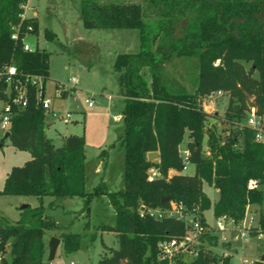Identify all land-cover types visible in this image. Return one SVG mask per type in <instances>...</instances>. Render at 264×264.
I'll use <instances>...</instances> for the list:
<instances>
[{"label":"trees","instance_id":"trees-1","mask_svg":"<svg viewBox=\"0 0 264 264\" xmlns=\"http://www.w3.org/2000/svg\"><path fill=\"white\" fill-rule=\"evenodd\" d=\"M26 2L0 0V67L12 64L22 73L46 79L49 54L37 47L24 50L10 39L17 24L19 35L27 27L37 34L35 16L20 18ZM79 18L85 29L137 31L139 50L118 53L112 64L123 97L118 140L123 146L124 188L110 191L100 181L85 190L84 137L69 134L54 146L45 134L46 114L31 89L24 107L12 106L8 131L10 144L28 151L30 158L10 168L1 193L54 200L79 197L87 210L93 199L106 196L115 223L98 229L114 232L117 248L103 254L97 264H168L158 258L157 242L179 238L192 226L174 217L140 216L141 206L166 208L181 201L184 211L194 214L205 229L202 236L208 228L204 211L211 208L214 218L239 222L247 205L262 201L257 185L264 183V143L256 141L254 130L241 121L250 108L264 112V0H79ZM44 36L56 38L48 29ZM174 56L196 60L190 90L164 68ZM243 62L249 63L246 72ZM216 91L228 96L223 117L201 107L202 100ZM209 118L224 127L217 128ZM185 133L187 162L194 166L191 175L181 173L179 145ZM152 151L158 156L149 161L146 154ZM150 169L157 174L148 180ZM170 170L176 173L169 174ZM251 181L256 187H249ZM204 182L218 190L214 203L202 189ZM165 197L168 200L163 201ZM65 228L45 213L42 203L26 205L13 223L0 217V251L6 254L2 264H43L46 231L59 230L63 250H77L80 234ZM247 229L264 235V215ZM218 260L228 264L229 256L203 251L189 264ZM253 264H264V247Z\"/></svg>","mask_w":264,"mask_h":264},{"label":"rangeland","instance_id":"rangeland-1","mask_svg":"<svg viewBox=\"0 0 264 264\" xmlns=\"http://www.w3.org/2000/svg\"><path fill=\"white\" fill-rule=\"evenodd\" d=\"M33 12L37 19L38 31L28 37L27 42L33 48L43 49L49 54L44 95L50 98L51 102L46 114L49 119L46 120L45 134L55 146L61 144L63 135L76 134L84 137L86 191L92 190L100 181H104L110 191L123 190V146L118 140L123 126L120 116L123 97L117 83V72L113 70L112 64L118 53L139 50L137 31L85 29L79 18V0H27L25 15L31 16ZM45 29L54 32L56 38H46ZM195 63V58L174 56L164 62V68L190 90L192 67ZM248 67V62L242 63L244 72ZM252 76H256V73L253 72ZM71 78L76 81L71 82ZM62 83L68 85L64 96L60 95L56 88ZM86 100H90L92 104L88 106ZM227 102L226 94L213 93L202 100L201 107L211 115L223 117ZM65 113L69 114L66 122L56 117ZM209 121L214 122L219 129L224 127L221 122L212 118H209ZM5 132L0 130V217L13 223L26 205L36 207L41 201L36 196L1 193L10 168L22 165L30 158L28 151L15 149L8 138H4ZM186 142L185 133L179 145L181 155ZM202 146L206 150L205 141ZM103 149L104 153L100 154ZM181 172L191 175L194 173V166L187 162L186 168ZM156 174L155 169L149 170V175ZM257 187L262 192V201L246 208L242 221L225 220L223 231L207 228L202 236L189 245L187 251L169 258L168 264H189L199 252L209 250L220 257L229 256L228 264H253L259 260L264 247V235L252 234L247 229L256 225L259 216L264 215V183ZM202 189L212 203L217 200V189L205 182ZM51 199L54 198L42 197L45 213L65 225V231L80 234L77 250L66 252L61 242L57 245L51 259L53 263L63 264L73 259L82 264H97L103 254H109L112 249L117 248L115 233L98 229L103 223H115V213L106 196L93 199L89 203V210L84 207L79 197L57 198L53 201V206L49 205ZM205 216L210 225L215 224L211 208L205 211ZM191 217L192 213H189L185 220L188 221ZM59 232L52 230L44 233L43 260L48 257L49 239L52 236L58 237ZM240 232L246 233L239 237ZM216 263L220 264L221 260Z\"/></svg>","mask_w":264,"mask_h":264},{"label":"built area","instance_id":"built-area-1","mask_svg":"<svg viewBox=\"0 0 264 264\" xmlns=\"http://www.w3.org/2000/svg\"><path fill=\"white\" fill-rule=\"evenodd\" d=\"M26 3L22 6L23 11L20 14L21 19L27 18V15H25ZM32 16L35 15L31 14V16L28 17ZM19 29V24L12 27L10 39L19 42L22 46V49L24 50L30 51L34 49L27 42L28 37L33 36L30 33V27H27L22 35H19ZM44 81L45 79L42 75L22 73L18 71L12 64L3 65L2 67H0V130H4L6 132L9 131L12 116V106H15L17 108L24 107L27 103L28 93L31 89L34 90L36 101L43 108L45 114L48 113L51 101L50 98L44 95ZM75 81L76 80L74 78H71V82ZM66 87H68V85L65 86L63 83L56 86L57 90H59L60 95H63V93L67 91ZM214 93H216L217 95L223 94L221 91H216ZM86 102L88 106L92 104L90 100H86ZM52 115L54 116V113H52ZM56 117L66 122L69 118V114L65 113V115H57ZM45 118H49V115H46ZM243 123L250 129L254 130L256 141L264 143V112L261 114H257L254 108H250L246 113ZM187 154L188 153L185 150L183 152V170L186 168ZM152 177L153 175H149L147 179L151 180ZM249 187H256V184L251 181L249 183ZM138 211L140 216L148 214L155 219H162L163 217H174L176 219L185 220L187 215V213L184 211V205L181 201L170 202L169 206L166 208H152L141 206ZM224 221L225 220L222 218H215V224L213 228L217 231H223L225 229V226L223 224ZM188 222L192 227L181 237L162 239L157 242L156 246L158 249L159 259L168 260L179 252L187 251L189 245L194 240L198 239L202 231L205 230L199 223L197 217L194 216V214H192V217L190 218V220H188ZM245 233L246 232H240L238 233V236L242 237L245 235ZM235 238H237V236ZM5 255V251H0V264H2ZM43 264L55 263L46 258ZM63 264L82 263H78L73 259H69Z\"/></svg>","mask_w":264,"mask_h":264},{"label":"water","instance_id":"water-1","mask_svg":"<svg viewBox=\"0 0 264 264\" xmlns=\"http://www.w3.org/2000/svg\"><path fill=\"white\" fill-rule=\"evenodd\" d=\"M9 137V132H5L4 134V138H8ZM157 152H148L146 154V159L149 160V161H152V160H155L157 159ZM168 200V197H165L163 199V201H166ZM60 243V240L58 237H55V236H52L49 241H48V259L51 260L53 257H54V254H55V250H56V247L57 245Z\"/></svg>","mask_w":264,"mask_h":264},{"label":"crops","instance_id":"crops-1","mask_svg":"<svg viewBox=\"0 0 264 264\" xmlns=\"http://www.w3.org/2000/svg\"><path fill=\"white\" fill-rule=\"evenodd\" d=\"M33 14L35 15V12H33L32 15H33ZM45 119H46V118H45ZM47 119H49V118H47ZM47 119H46V120H47ZM64 136H66V135H63V136H62V140H63ZM62 140H61L60 143H62ZM53 145H54V144H53ZM54 146H55V145H54ZM184 151H185V150H184ZM84 152H85V151H84ZM84 155H85V153H84ZM84 162H85V159H84ZM172 173H176V172H175L174 170H170V171H169V174H172ZM181 173H182V172H181ZM204 193H205V192H204ZM205 194H206V193H205ZM39 200H40L41 203L43 204V200H42V198H40ZM53 200H54V199H51V200L49 201V203H50L51 201H53ZM210 201H211V200H210ZM211 203H212V202H211ZM250 205H251V204L247 205L246 208H248ZM211 211H212V210H211ZM203 214H204V216H205V211L203 212ZM204 218H206V216H205ZM214 219H215V218H214ZM205 222H206V224H207V226H208L209 229L213 228L214 225H210V223H209L208 221H206V219H205ZM209 225H210V226H209ZM243 226H244V225H243ZM210 227H211V228H210ZM225 255H227V254H225Z\"/></svg>","mask_w":264,"mask_h":264}]
</instances>
